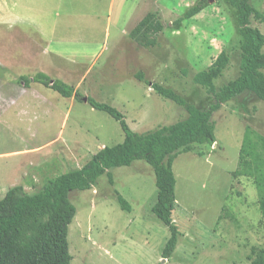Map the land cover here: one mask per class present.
I'll list each match as a JSON object with an SVG mask.
<instances>
[{
	"label": "rangeland",
	"instance_id": "obj_1",
	"mask_svg": "<svg viewBox=\"0 0 264 264\" xmlns=\"http://www.w3.org/2000/svg\"><path fill=\"white\" fill-rule=\"evenodd\" d=\"M17 1L41 13L29 22L28 10L14 8L15 0L0 10L6 16L5 21L0 17V200L18 185L37 193L47 179L79 169L99 150L124 141L120 124L84 98L115 107L133 131L142 133L184 120L188 113L139 82L137 73L202 110L214 98L194 83L197 73L227 51L229 68L215 84L219 88L239 75L237 13L226 0H205L206 8L191 19L185 13L201 0H142L135 20L157 12L164 26L158 45L150 49L123 34L129 30L122 25L130 23L117 22L129 8L127 0L116 1L109 35L105 27L87 29L76 15L66 16L73 10L59 8V0L54 5ZM252 5L264 15V0H252ZM12 13L26 24L11 23ZM64 20L74 21V29H66ZM251 25L264 34V22L252 18ZM39 72L74 86L83 99L64 98L38 83H19L20 76ZM212 120L216 145H193L174 163L173 218L181 236L173 255L163 258L170 231L152 213L154 172L146 162L135 161L110 170L113 185L104 175L90 190L71 192L77 209L68 234L71 264L250 263L251 248L264 247L260 197L252 179H236L233 173L246 127L264 136V101L246 91L223 104ZM117 192L129 202L130 212L119 205Z\"/></svg>",
	"mask_w": 264,
	"mask_h": 264
},
{
	"label": "trees",
	"instance_id": "obj_2",
	"mask_svg": "<svg viewBox=\"0 0 264 264\" xmlns=\"http://www.w3.org/2000/svg\"><path fill=\"white\" fill-rule=\"evenodd\" d=\"M237 13L240 35L239 75L221 87L216 81L229 68L230 55L222 51L205 70L194 76V83L206 89L214 98V104L206 110L188 105L186 100L172 88L145 80L142 72L135 75L139 82L181 107L188 113L186 119L171 125L146 132L133 131L125 116L115 107L100 103L88 97V104L116 120L124 132V141L99 150L81 168L47 179L42 189L34 194L27 193L20 185L10 188L0 200V264H71L68 234L77 209L72 203V191L90 190L100 177L107 175L113 185L110 170L131 166L135 161L146 162L153 170L157 188V201L152 213L169 229L170 237L163 249V258H170L175 252L181 232L173 218L177 206L176 176L174 163L177 157L190 150L193 145L216 144L213 114L223 104L246 91L264 101V34L251 25L255 18L264 22L263 13L253 5L252 0H226ZM206 8L205 0L191 7L184 18L191 19ZM164 26L157 12H148L129 32L132 41L146 49L158 45V36ZM19 83L29 87L41 84L64 98L83 99V96L59 79H52L39 72L34 76H20ZM234 178H250L254 181L260 197L259 209L264 227V136L246 127L239 154V165ZM117 201L125 211L131 206L117 192ZM249 264H264V247L253 246L248 256Z\"/></svg>",
	"mask_w": 264,
	"mask_h": 264
},
{
	"label": "crops",
	"instance_id": "obj_3",
	"mask_svg": "<svg viewBox=\"0 0 264 264\" xmlns=\"http://www.w3.org/2000/svg\"><path fill=\"white\" fill-rule=\"evenodd\" d=\"M55 1L58 0H48V4L51 5V3L54 5L56 4ZM117 0H59L60 7L62 8L63 5L66 9H71L72 11L66 12V16L73 17L74 15L77 16L78 21L84 23V26L87 29H98V28H106V35L110 34V30L113 28L114 21L113 16L115 14V4ZM27 2V1H26ZM128 4V9L125 10L124 13L120 15V17L117 19V22L124 21V23H130V24H123L122 26H127V30L129 31H123V34L129 37V32L142 20V17L137 18V13L139 12V9L142 7V0H127L126 2ZM132 4H134V8L132 9ZM44 5V4H43ZM24 6L20 1L18 2L15 0L14 2V8H20ZM86 6V8H85ZM25 8L27 13L30 15L27 20H31L29 22H33L34 18L41 13L39 10H33V7L30 6L22 7ZM7 10V0H0V10ZM34 14V15H33ZM40 16V15H39ZM2 21H5L3 18L6 19V16L3 17L0 15ZM135 20V21H134ZM11 23H14V25H25L26 23L24 20L19 16L12 13L11 15ZM65 24L66 29H74V21L71 20H64L63 24ZM132 23V24H131ZM29 25V24H28ZM83 25L80 28H85ZM55 27H57L55 25ZM62 27V26H61ZM60 27V28H61ZM125 28V29H126ZM130 38V37H129Z\"/></svg>",
	"mask_w": 264,
	"mask_h": 264
},
{
	"label": "water",
	"instance_id": "obj_4",
	"mask_svg": "<svg viewBox=\"0 0 264 264\" xmlns=\"http://www.w3.org/2000/svg\"><path fill=\"white\" fill-rule=\"evenodd\" d=\"M84 101L88 103V98H84ZM216 145V144H215Z\"/></svg>",
	"mask_w": 264,
	"mask_h": 264
},
{
	"label": "bare ground",
	"instance_id": "obj_5",
	"mask_svg": "<svg viewBox=\"0 0 264 264\" xmlns=\"http://www.w3.org/2000/svg\"><path fill=\"white\" fill-rule=\"evenodd\" d=\"M192 198V197H191Z\"/></svg>",
	"mask_w": 264,
	"mask_h": 264
}]
</instances>
